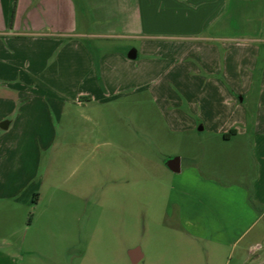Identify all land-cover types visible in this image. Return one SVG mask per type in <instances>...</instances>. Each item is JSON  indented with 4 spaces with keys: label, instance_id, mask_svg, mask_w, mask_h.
I'll return each instance as SVG.
<instances>
[{
    "label": "crops",
    "instance_id": "obj_1",
    "mask_svg": "<svg viewBox=\"0 0 264 264\" xmlns=\"http://www.w3.org/2000/svg\"><path fill=\"white\" fill-rule=\"evenodd\" d=\"M89 38L136 40L135 57ZM62 91L80 107L136 91L174 97L175 123L197 133L185 164L174 156L178 172L165 162L175 221L158 223L147 264L172 263V237L237 251L234 264H264V0H17L13 12L0 0V202L13 206L6 223L25 233L13 240L10 227L0 238V264L73 262L85 213L61 212L27 238L34 195L15 190L16 174L37 169L44 131L53 140L48 107Z\"/></svg>",
    "mask_w": 264,
    "mask_h": 264
},
{
    "label": "rangeland",
    "instance_id": "obj_2",
    "mask_svg": "<svg viewBox=\"0 0 264 264\" xmlns=\"http://www.w3.org/2000/svg\"><path fill=\"white\" fill-rule=\"evenodd\" d=\"M16 1L9 0L11 12ZM85 41L90 47L116 45L128 53L137 45L131 39ZM65 95L60 92V102ZM160 100L159 95L136 91L103 104L80 107L63 101V106L59 102L58 108L48 107L53 140L44 131L36 171L16 174L21 183L15 190L25 186L36 195L34 205L25 209L27 221L37 220L27 238L35 229L51 227L61 212L85 213L80 227L76 225L70 249L73 262L67 264H134L128 255L133 248L144 254L137 264H147L150 237L158 223L175 221L166 217L171 173L165 162L178 156L185 164L196 147L192 135H197L175 123L171 116L178 109L174 97ZM23 160L26 164L27 159ZM12 208L10 202H0V238L11 227L17 230L13 240H19L25 235L19 223H6V213ZM170 245L171 264L178 252L184 264H234L237 256V251H215L203 241L185 239L179 244L172 237ZM40 260L39 264H46Z\"/></svg>",
    "mask_w": 264,
    "mask_h": 264
},
{
    "label": "water",
    "instance_id": "obj_3",
    "mask_svg": "<svg viewBox=\"0 0 264 264\" xmlns=\"http://www.w3.org/2000/svg\"><path fill=\"white\" fill-rule=\"evenodd\" d=\"M128 57L130 58H134L135 54L131 51L128 54ZM168 167L173 171V172H178L179 171V162H178V158H172L168 161L167 163ZM128 255L132 261V263H136L139 259H140V255H139V251L137 248L135 249H131L128 252Z\"/></svg>",
    "mask_w": 264,
    "mask_h": 264
},
{
    "label": "trees",
    "instance_id": "obj_4",
    "mask_svg": "<svg viewBox=\"0 0 264 264\" xmlns=\"http://www.w3.org/2000/svg\"><path fill=\"white\" fill-rule=\"evenodd\" d=\"M34 201H36V195H34Z\"/></svg>",
    "mask_w": 264,
    "mask_h": 264
}]
</instances>
